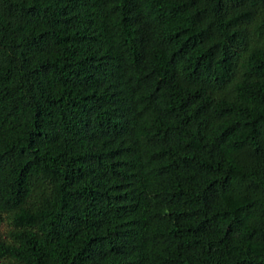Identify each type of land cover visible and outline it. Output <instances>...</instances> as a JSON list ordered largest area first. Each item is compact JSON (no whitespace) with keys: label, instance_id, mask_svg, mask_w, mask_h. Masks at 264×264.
<instances>
[{"label":"trees","instance_id":"trees-1","mask_svg":"<svg viewBox=\"0 0 264 264\" xmlns=\"http://www.w3.org/2000/svg\"><path fill=\"white\" fill-rule=\"evenodd\" d=\"M0 264H264V0H0Z\"/></svg>","mask_w":264,"mask_h":264}]
</instances>
